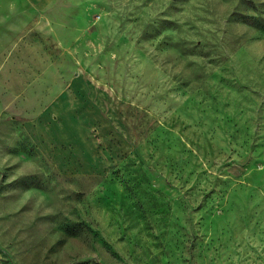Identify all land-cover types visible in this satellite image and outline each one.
Listing matches in <instances>:
<instances>
[{
	"label": "rangeland",
	"instance_id": "374dc122",
	"mask_svg": "<svg viewBox=\"0 0 264 264\" xmlns=\"http://www.w3.org/2000/svg\"><path fill=\"white\" fill-rule=\"evenodd\" d=\"M0 264H264V0H0Z\"/></svg>",
	"mask_w": 264,
	"mask_h": 264
}]
</instances>
